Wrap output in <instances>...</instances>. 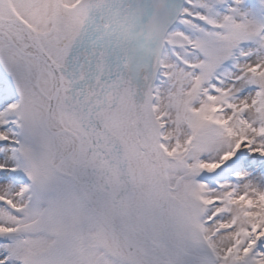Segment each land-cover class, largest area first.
I'll return each mask as SVG.
<instances>
[{"label": "snow or ice", "instance_id": "6c2138e0", "mask_svg": "<svg viewBox=\"0 0 264 264\" xmlns=\"http://www.w3.org/2000/svg\"><path fill=\"white\" fill-rule=\"evenodd\" d=\"M0 264H264V0H0Z\"/></svg>", "mask_w": 264, "mask_h": 264}]
</instances>
